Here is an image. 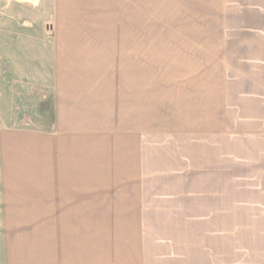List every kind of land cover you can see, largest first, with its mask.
<instances>
[{
  "label": "rangeland",
  "instance_id": "rangeland-1",
  "mask_svg": "<svg viewBox=\"0 0 264 264\" xmlns=\"http://www.w3.org/2000/svg\"><path fill=\"white\" fill-rule=\"evenodd\" d=\"M80 260L264 264V0H0V264Z\"/></svg>",
  "mask_w": 264,
  "mask_h": 264
},
{
  "label": "crops",
  "instance_id": "crops-1",
  "mask_svg": "<svg viewBox=\"0 0 264 264\" xmlns=\"http://www.w3.org/2000/svg\"><path fill=\"white\" fill-rule=\"evenodd\" d=\"M43 11H44V8L42 9ZM45 12V11H44ZM43 12V13H44ZM43 13H41L42 15H45V14H43ZM41 19H45V16H43V17H40ZM92 240H90V242L89 243H85L86 244V247H82V246H79V247H74V248H69L70 250H63V252H64V254H67V253H69L70 255H72L73 257L74 256H79L80 258H82V256H87V255H93L94 257L97 255V251H98V249H97V247H88V245L87 244H89V245H94L95 244V242H91ZM61 251V250H60ZM69 262H73V263H75L76 264V262H74V261H69ZM88 264L86 261H78V263L77 264Z\"/></svg>",
  "mask_w": 264,
  "mask_h": 264
}]
</instances>
